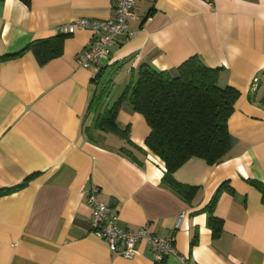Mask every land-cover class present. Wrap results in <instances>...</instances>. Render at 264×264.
<instances>
[{"label":"crops","instance_id":"0c3cea01","mask_svg":"<svg viewBox=\"0 0 264 264\" xmlns=\"http://www.w3.org/2000/svg\"><path fill=\"white\" fill-rule=\"evenodd\" d=\"M112 17L114 0H0V189L24 183L0 194V264H156L145 240L127 259L90 231L92 184L122 226L147 223L174 238L178 253L162 264H264V201L252 182L264 183V0H135L129 33L87 68L76 58L93 37L88 29L65 35L46 62L30 49L12 56L58 34L61 23ZM194 55L240 95L225 158L191 157L174 171L176 181L196 186L184 199L162 183L165 166L144 144L143 115L128 102L120 107L128 141L93 127L87 109L108 81L111 105L139 65L169 70ZM216 193L214 235L206 206Z\"/></svg>","mask_w":264,"mask_h":264},{"label":"trees","instance_id":"16d2710c","mask_svg":"<svg viewBox=\"0 0 264 264\" xmlns=\"http://www.w3.org/2000/svg\"><path fill=\"white\" fill-rule=\"evenodd\" d=\"M20 1L30 3V0ZM64 37L58 33L34 40L12 56L30 49L40 62H46L61 53ZM218 71L219 68L205 65L196 55L169 70L141 64L111 105L106 100L110 93L109 81L94 94L87 109L94 114L92 125L128 140V128H121L117 123L120 107L128 102L134 111L143 115L149 127L144 144L164 163L162 183L189 199L196 192V186L176 181L174 171L191 157L201 158L208 164L218 163L230 148L227 121L240 92L230 85L219 86ZM252 182L261 190L264 201V183ZM23 185L0 189V194ZM216 198L217 193L206 206L211 212L209 223L214 235L221 229V220L212 214Z\"/></svg>","mask_w":264,"mask_h":264},{"label":"built area","instance_id":"2783aa9c","mask_svg":"<svg viewBox=\"0 0 264 264\" xmlns=\"http://www.w3.org/2000/svg\"><path fill=\"white\" fill-rule=\"evenodd\" d=\"M135 0H114V17L104 20L78 18L57 26L59 34H72L78 29H88L93 37L84 52L78 55L76 62L80 67H90L106 60L112 46L120 34H128L127 20L133 15ZM100 189L92 184L87 191V204L91 209L90 231L104 240L111 253L123 258H132L138 253L137 244L145 240L151 248L153 260L162 264L168 255H176L177 249L173 237H165L148 230L143 224L136 231L122 226L117 211L99 199ZM183 214L176 218L175 227H179Z\"/></svg>","mask_w":264,"mask_h":264}]
</instances>
